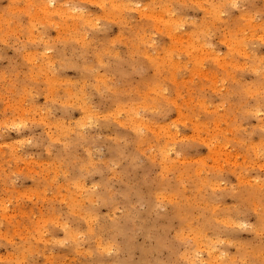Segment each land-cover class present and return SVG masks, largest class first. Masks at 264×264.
Returning <instances> with one entry per match:
<instances>
[{
	"label": "rangeland",
	"instance_id": "rangeland-1",
	"mask_svg": "<svg viewBox=\"0 0 264 264\" xmlns=\"http://www.w3.org/2000/svg\"><path fill=\"white\" fill-rule=\"evenodd\" d=\"M0 264H264V0H0Z\"/></svg>",
	"mask_w": 264,
	"mask_h": 264
},
{
	"label": "bare ground",
	"instance_id": "bare-ground-1",
	"mask_svg": "<svg viewBox=\"0 0 264 264\" xmlns=\"http://www.w3.org/2000/svg\"><path fill=\"white\" fill-rule=\"evenodd\" d=\"M45 7H46V6H45ZM45 7H44V8H45Z\"/></svg>",
	"mask_w": 264,
	"mask_h": 264
}]
</instances>
